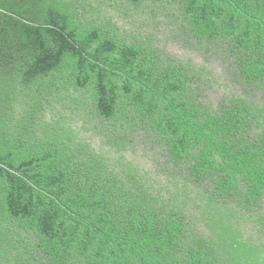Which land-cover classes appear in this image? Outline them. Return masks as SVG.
Returning <instances> with one entry per match:
<instances>
[{
    "label": "trees",
    "instance_id": "16d2710c",
    "mask_svg": "<svg viewBox=\"0 0 264 264\" xmlns=\"http://www.w3.org/2000/svg\"><path fill=\"white\" fill-rule=\"evenodd\" d=\"M0 264H264V0H0Z\"/></svg>",
    "mask_w": 264,
    "mask_h": 264
},
{
    "label": "rangeland",
    "instance_id": "374dc122",
    "mask_svg": "<svg viewBox=\"0 0 264 264\" xmlns=\"http://www.w3.org/2000/svg\"><path fill=\"white\" fill-rule=\"evenodd\" d=\"M133 30L135 29L133 28ZM160 39H161L160 43L162 42V40H166L168 42L167 51L173 56L178 57L182 60H190L194 63H198L202 61L201 59L202 56L199 53L192 51V50L182 48L181 47L182 45L179 44L178 41L174 40L173 38H170V36H167L166 38L160 37ZM223 64L224 63H221V62H218L217 64L212 63L213 68L215 69L214 73L215 75H217V77H219L216 80L220 81V84H221V86H217V88L215 89V93H213L214 96L212 95L214 101H216L218 94L220 93L226 94L228 92L227 89L232 88L234 86L233 84L229 86L228 81H226L225 83L223 82V76H221L225 71V66Z\"/></svg>",
    "mask_w": 264,
    "mask_h": 264
}]
</instances>
